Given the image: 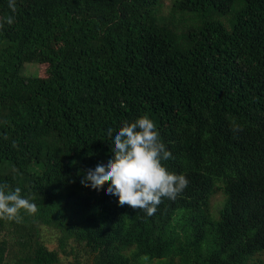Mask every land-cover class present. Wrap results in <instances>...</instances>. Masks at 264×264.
<instances>
[{"label": "trees", "instance_id": "1", "mask_svg": "<svg viewBox=\"0 0 264 264\" xmlns=\"http://www.w3.org/2000/svg\"><path fill=\"white\" fill-rule=\"evenodd\" d=\"M162 1L0 0V184L38 207L0 264H264V0ZM144 115L189 181L151 216L81 184Z\"/></svg>", "mask_w": 264, "mask_h": 264}, {"label": "clouds", "instance_id": "2", "mask_svg": "<svg viewBox=\"0 0 264 264\" xmlns=\"http://www.w3.org/2000/svg\"><path fill=\"white\" fill-rule=\"evenodd\" d=\"M8 8L17 12L16 0H8ZM15 16L5 18L8 25ZM4 22H0V29ZM233 132L243 131L242 125L231 122ZM113 132L115 136L113 138ZM107 136L112 139L111 157L107 163H98L88 169L81 184L100 190L108 183L107 194L118 197L120 206L128 205L134 210L154 215L163 199L175 200L187 187L189 181L184 174L170 172L162 161L172 159L166 150L156 125L144 115L134 122L123 121L118 129L109 128ZM35 214L38 207L28 198L21 196V189H9L7 183L0 184V219L21 222L20 210Z\"/></svg>", "mask_w": 264, "mask_h": 264}, {"label": "rangeland", "instance_id": "3", "mask_svg": "<svg viewBox=\"0 0 264 264\" xmlns=\"http://www.w3.org/2000/svg\"><path fill=\"white\" fill-rule=\"evenodd\" d=\"M172 3H173V0H163L162 1L163 15L168 16L172 13ZM37 68H38L37 65L29 64L26 66L25 74L34 73V72H36ZM32 169L36 170V171L40 170L39 168H37L36 165L32 166ZM214 203H215V208L218 209L222 205V198L220 196L216 197L214 199ZM58 235H59L58 231H54V230L44 231L42 234V241L50 250H58L59 249ZM9 242H10L11 246H14V247L16 246V243H15L16 238L9 240ZM71 245L73 246V243ZM70 250H71V248H68L67 252H70ZM59 255H60V263L59 264H74V263L92 264L91 261H87L86 257L84 258V253L80 254L78 259H75L71 255L67 256L60 251H59Z\"/></svg>", "mask_w": 264, "mask_h": 264}]
</instances>
